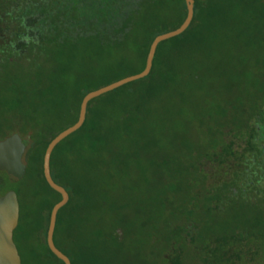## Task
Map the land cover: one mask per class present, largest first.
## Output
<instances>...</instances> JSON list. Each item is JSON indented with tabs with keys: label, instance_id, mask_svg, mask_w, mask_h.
I'll list each match as a JSON object with an SVG mask.
<instances>
[{
	"label": "trees",
	"instance_id": "obj_1",
	"mask_svg": "<svg viewBox=\"0 0 264 264\" xmlns=\"http://www.w3.org/2000/svg\"><path fill=\"white\" fill-rule=\"evenodd\" d=\"M184 16L183 0H0V61L17 60L33 67L36 80L31 90L38 97L39 107L73 99L66 110L69 117L49 130L42 122H24L23 129L19 124L12 129L28 144L26 160L38 148L39 175L54 196L41 213V242L51 264L63 262L45 242L49 210L60 198L41 172L47 142L76 120L85 93L139 72L152 38L176 28ZM262 27L264 0H194L189 25L157 44L146 76L87 103L81 126L55 145L49 159L51 178L68 194L57 211L52 238L70 264H128L117 250L122 238V232L116 230L120 229L118 225L112 226L108 234L115 249L103 240L84 244L67 241L64 229L70 213L79 210L82 203H91L95 182L90 172L94 177L96 170H104L105 183L113 173L124 172L127 160L136 156V150H127L124 143L143 148L144 140L155 139L150 127L166 116L177 119L184 91L206 72L209 47L222 40L229 43L226 49L231 52L229 48L240 39L255 43ZM126 54H136L138 62L130 63L123 58ZM242 82L243 87L229 83L223 100L202 113L210 119L208 133L214 141L198 155L194 166L217 176L216 183L206 189L211 204L208 209L233 198H264V72ZM78 161L88 173L82 180L70 166ZM0 174L10 176L4 171ZM189 195L188 201L195 203L197 192ZM193 207L187 210L179 240L195 244L197 252L213 254V264H246L258 250L247 242L263 235L260 221L205 238L190 218ZM178 244L163 255L164 264H181Z\"/></svg>",
	"mask_w": 264,
	"mask_h": 264
},
{
	"label": "rangeland",
	"instance_id": "obj_2",
	"mask_svg": "<svg viewBox=\"0 0 264 264\" xmlns=\"http://www.w3.org/2000/svg\"><path fill=\"white\" fill-rule=\"evenodd\" d=\"M260 34L255 43L238 40L229 48L231 52L226 49L229 43L222 40L211 45L206 72L201 74V80L194 79L191 89L184 91L177 119L173 121L166 116L150 127L155 139L144 140L143 148L125 142L127 150H136V156L127 160L124 172L107 177L108 183L103 182L104 170H96L94 177L90 172V179L95 182L91 203H82L79 210L70 213L64 229L67 241L74 239L84 244L103 240L115 249L116 244L110 242L108 234L112 226L118 225L120 229L116 230L122 232V238L117 250L128 264H164L163 255L170 253L177 243L181 264H213V254L197 252L195 244L179 240L189 207L194 205L190 218L197 222L200 235L205 238L212 233L240 230L254 220L260 221L264 229V198L258 201L233 198L208 209L211 204L206 199V189L216 183L217 176L194 166L198 155L214 141L208 133L210 119L202 113L223 100L229 83L243 87L242 80L245 84L247 79L264 72V27ZM123 58L132 64L138 62L136 54ZM35 80L33 67L17 60L0 61V137L13 132L18 124L24 127V122H42L49 130L69 117L66 110L73 104L72 98L54 106L47 103L39 107L38 97L31 90ZM200 119L202 122L198 123ZM38 153V148L32 150L28 164L23 154L27 167L23 177L0 174V194L11 189L18 201L13 241L21 264H51L41 242V213L54 196L41 181ZM70 166L81 180L88 174L79 161ZM192 192H197L195 203L187 199ZM247 243L258 250L246 264H264V233Z\"/></svg>",
	"mask_w": 264,
	"mask_h": 264
},
{
	"label": "water",
	"instance_id": "obj_3",
	"mask_svg": "<svg viewBox=\"0 0 264 264\" xmlns=\"http://www.w3.org/2000/svg\"><path fill=\"white\" fill-rule=\"evenodd\" d=\"M183 1L185 4V16L183 20L176 28L159 33L152 38L146 52L143 68L139 72L126 75L85 93L79 102L76 120L50 138L43 150L41 157L42 176L47 185L60 195L59 200L56 201L49 210L45 231V242L50 252L60 259L63 264H70L69 258L54 245L52 236L57 211L66 203L68 194L67 191L61 185L57 184L50 176V154L57 143L81 126L85 119L87 103L91 99L125 83L140 79L149 73L157 44L183 32L192 19L194 0ZM28 139L29 135H26L25 140ZM25 149L26 144L24 139L16 132H12L1 138L0 171H4L13 178H21L26 170V163L23 161ZM17 220L18 201L15 192L10 189L0 194V264H21L17 247L13 241V230L17 224Z\"/></svg>",
	"mask_w": 264,
	"mask_h": 264
}]
</instances>
